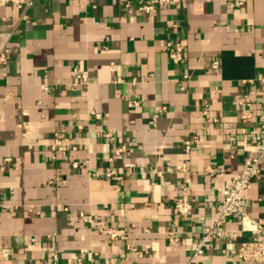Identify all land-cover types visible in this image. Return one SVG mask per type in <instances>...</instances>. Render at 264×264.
Wrapping results in <instances>:
<instances>
[{
	"label": "crops",
	"instance_id": "crops-1",
	"mask_svg": "<svg viewBox=\"0 0 264 264\" xmlns=\"http://www.w3.org/2000/svg\"><path fill=\"white\" fill-rule=\"evenodd\" d=\"M139 3L0 6V264H50L53 252L58 264H186V239L254 159L249 214L264 220L253 143L264 123V0H190L154 15ZM169 41L182 42L181 61ZM184 193L188 216L176 209ZM105 227L129 234L114 240ZM228 227L237 239L216 241L198 264H256L232 251L256 235L250 224Z\"/></svg>",
	"mask_w": 264,
	"mask_h": 264
},
{
	"label": "built area",
	"instance_id": "built-area-1",
	"mask_svg": "<svg viewBox=\"0 0 264 264\" xmlns=\"http://www.w3.org/2000/svg\"><path fill=\"white\" fill-rule=\"evenodd\" d=\"M190 0H140L139 10L154 15L162 6L187 4ZM34 0H0V6L11 5L26 10L32 6ZM170 56L174 62L182 59L183 45L181 41H169ZM8 49H0V65L8 61ZM213 67H219V61L214 60ZM250 112L243 117L249 118ZM262 130L258 132L253 139V143L260 153L264 154V123L261 125ZM126 151L124 146L117 148L116 157H121ZM112 171L109 174H115ZM259 173L258 160L246 161L245 168L238 174L227 179L222 187L223 197L216 207L214 216L210 223L204 227L202 233L196 237L186 239L187 250L189 251V260L186 264H198L200 258L206 250L212 247L216 241L227 240L232 242L237 239L238 231L230 229L228 223L237 218L239 222L246 227L250 224L251 229L256 235L249 239H243L237 247L233 248V254L245 261H251L256 264H264V220L254 219L249 214L248 191L251 188L252 178ZM176 209L182 216L190 215L193 210V203L190 196L184 193L176 201ZM83 219L95 224L96 219L93 214H83ZM249 227V226H248ZM103 231L108 233L114 240L118 238H126L129 234L126 229H117L114 227H105ZM171 240H177L178 237L174 232H170ZM50 264H58V254L53 252L49 259ZM81 264V263H75Z\"/></svg>",
	"mask_w": 264,
	"mask_h": 264
}]
</instances>
